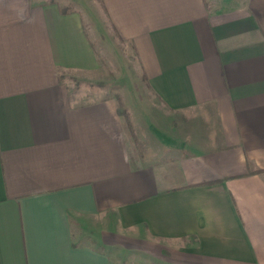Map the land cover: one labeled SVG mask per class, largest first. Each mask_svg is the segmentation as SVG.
I'll return each mask as SVG.
<instances>
[{
	"label": "crops",
	"instance_id": "crops-1",
	"mask_svg": "<svg viewBox=\"0 0 264 264\" xmlns=\"http://www.w3.org/2000/svg\"><path fill=\"white\" fill-rule=\"evenodd\" d=\"M98 5L156 101L135 137L63 84L99 68L78 9L0 0V264H264V0Z\"/></svg>",
	"mask_w": 264,
	"mask_h": 264
},
{
	"label": "rangeland",
	"instance_id": "rangeland-1",
	"mask_svg": "<svg viewBox=\"0 0 264 264\" xmlns=\"http://www.w3.org/2000/svg\"><path fill=\"white\" fill-rule=\"evenodd\" d=\"M63 8H76L82 16L85 32L98 58L93 73L62 72L63 84L71 97L82 102L90 97L114 98L119 95L132 113L155 112L156 101L145 85L136 58L128 43L119 40L104 18L98 0H56ZM86 93L87 96H82ZM76 99V98H75ZM157 110V109H156Z\"/></svg>",
	"mask_w": 264,
	"mask_h": 264
},
{
	"label": "trees",
	"instance_id": "trees-1",
	"mask_svg": "<svg viewBox=\"0 0 264 264\" xmlns=\"http://www.w3.org/2000/svg\"><path fill=\"white\" fill-rule=\"evenodd\" d=\"M62 12H63V10H62ZM115 98H116V103H117V107H115V108H117L118 113L124 118L123 121H125V123L128 127L129 134H131L133 137H135L134 133H133L134 129L132 127L131 121H129L130 118H129V115L127 113V110L124 106V103H123L121 97L116 94Z\"/></svg>",
	"mask_w": 264,
	"mask_h": 264
}]
</instances>
